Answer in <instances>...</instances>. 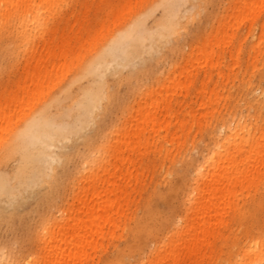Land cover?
<instances>
[{
	"label": "rangeland",
	"instance_id": "1",
	"mask_svg": "<svg viewBox=\"0 0 264 264\" xmlns=\"http://www.w3.org/2000/svg\"><path fill=\"white\" fill-rule=\"evenodd\" d=\"M232 1L187 0L176 33L133 63L106 71L104 95L93 118L63 142L52 165L53 179L44 175L46 181L22 192L15 205L0 204V264H33L41 253L40 239L48 240L55 224L82 217V199L97 205L113 179L126 185V204L117 210L115 226L103 225L96 247L73 264L245 260L264 233V153L248 177L250 186L230 189L220 218L212 221L191 259L183 240L164 246L175 228L184 225L189 201L204 188L195 179L194 164L220 140V126H237L243 119L248 127L258 124L249 144L264 134V104L257 95L264 90V0H239L228 10ZM165 2L67 0L54 19L51 52L45 54L39 50L42 42L37 44L38 78L37 54L15 56L14 45L1 39L0 145L11 142L14 132L44 106L58 120L73 124L78 111L73 102L95 79L85 73L87 65L131 25L142 21L153 30L162 24ZM244 4L251 7L244 9ZM246 150L236 154L235 164L240 165ZM18 161L16 152L0 155V172L12 175ZM115 166L126 171L113 175ZM256 264H264V257Z\"/></svg>",
	"mask_w": 264,
	"mask_h": 264
},
{
	"label": "bare ground",
	"instance_id": "2",
	"mask_svg": "<svg viewBox=\"0 0 264 264\" xmlns=\"http://www.w3.org/2000/svg\"><path fill=\"white\" fill-rule=\"evenodd\" d=\"M66 1L0 0V40L4 39L10 45H14L12 54L15 56L21 54L30 58L37 54L34 56L36 78L40 75L37 64L41 56L37 44L42 42L39 50L43 49L45 54L51 52L54 19L61 12ZM186 1L166 0L163 23L157 28L147 29L143 27L142 21L135 23L126 31L114 36L110 44L96 55L94 61L89 63L85 70L87 75L95 76L92 87L82 91L80 98H76L73 102L78 109L73 124L68 120H58L49 107L44 106L26 127L14 132L11 142L0 145V155L16 152L19 160L12 175L0 172V204L5 202L15 205L22 192L32 185L46 181L43 177L50 174L49 178L53 179L52 165L59 160L58 151L63 147V142L84 122H89L93 118V111L104 95L102 88L105 85L106 71L111 68L116 72L119 68L133 63L143 53L157 49L162 40L176 33L180 20L184 17L183 11H186L182 7ZM233 2L237 4L239 0L227 2L228 10ZM249 7L251 4H244L242 8ZM226 18L227 16L222 18V24ZM60 55H65V51L60 52ZM28 65L26 59L25 70ZM37 85L36 81L33 86ZM257 90L254 89L255 92ZM257 95H261V102L264 104V90ZM61 113L58 111V115ZM64 115H68V112ZM2 119L6 122L8 117ZM248 126L245 119L237 123V126L236 124L232 127L224 124L220 126L219 131L222 133L220 140H215L213 148L202 153L199 162L194 164L195 179L204 184V188L189 201L190 206L186 208L183 219L184 225L175 228L173 234L167 237L164 246H171L173 242L183 240L188 245L187 258L191 259L204 236L210 232L212 221L220 218L218 211L228 200V193L232 194L230 189L233 190L235 184L247 188L250 186L251 180L248 177L257 171L254 165L263 158L264 134L254 144H249L250 136L259 125ZM3 127L0 125V130ZM245 147H247L246 155L240 160V165L235 164L233 160L236 154ZM124 171L126 169L124 170L123 167L115 166L112 174ZM99 180L97 176L96 182ZM118 184L119 180L113 179L107 190V196H103L97 205L90 198L82 199L78 206L79 211L84 214L82 217L77 215L70 221L55 224L48 233V240L45 241L44 237L40 239L41 253L33 264H73L74 260L81 258L87 250L95 248L97 240L102 237L103 225L113 228L117 210L126 204L123 197L126 185L121 187ZM70 207L67 206V209ZM65 210L66 208L63 209ZM188 221L191 223L189 226H187ZM54 232L56 235H53ZM258 235L259 239L252 244L250 250L246 252L245 260L239 264H256L264 257V233ZM158 251L153 249V252ZM160 263L161 261L158 262ZM181 263L184 264V261Z\"/></svg>",
	"mask_w": 264,
	"mask_h": 264
}]
</instances>
